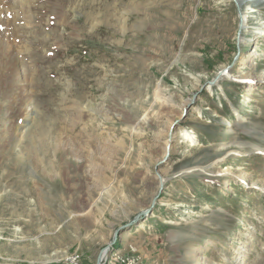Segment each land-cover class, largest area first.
I'll list each match as a JSON object with an SVG mask.
<instances>
[{"label":"rangeland","instance_id":"obj_1","mask_svg":"<svg viewBox=\"0 0 264 264\" xmlns=\"http://www.w3.org/2000/svg\"><path fill=\"white\" fill-rule=\"evenodd\" d=\"M240 1L237 35L231 0H0V264H94L155 169L102 264H264V0ZM174 120L196 141L156 166Z\"/></svg>","mask_w":264,"mask_h":264},{"label":"water","instance_id":"obj_2","mask_svg":"<svg viewBox=\"0 0 264 264\" xmlns=\"http://www.w3.org/2000/svg\"><path fill=\"white\" fill-rule=\"evenodd\" d=\"M234 4H235V7L237 9V14H238V26H237V35H239L241 29L243 28V18H242V9H241V1L240 0H231ZM232 64H229L227 66H224V68L222 69H219L215 75L210 79V80H207L206 82H204L203 84H201V86L199 87V89L197 91H195L191 97L189 98L188 102L184 105V107L182 108L181 110V114H182V117H185V113L187 111V109L189 108V106L194 102V99L195 97L198 95V93L203 89L205 88L207 85L209 86H213L215 84L218 83V81L221 79V77L224 75L226 76L227 73H228V69L231 67ZM177 125V120H174L170 126V131H169V135L171 134V132H173V127ZM168 142H170V140L168 139ZM169 145L167 144L165 146V149H164V154L162 156V158L158 161V163L156 164V166L159 164H162L163 162L165 163L168 156H169V149H168ZM156 168V167H155ZM155 175L157 176V180H158V189L156 191V193L152 196L151 200H150V204L149 206L141 211L140 213H138L134 219L125 224V225H122L120 227H118L112 234V238H111V241L108 243V245L104 248H102L98 254L96 255V259H95V262L94 264H102V261L105 257V253L107 250L110 249V247L112 246V244L116 241L117 239V235H118V232L119 230H121L122 228H125V227H129L130 224L134 223V222H139L140 220L142 219H145L147 216H149L152 211H153V208L157 202V199L163 189V178L161 177V175L156 171L155 169ZM128 229V228H127ZM105 253H104V252Z\"/></svg>","mask_w":264,"mask_h":264},{"label":"bare ground","instance_id":"obj_3","mask_svg":"<svg viewBox=\"0 0 264 264\" xmlns=\"http://www.w3.org/2000/svg\"><path fill=\"white\" fill-rule=\"evenodd\" d=\"M226 76H222L221 79L225 78ZM199 81V80H198ZM197 81V82H198ZM206 90L207 92L211 93L212 92V89L210 87H206ZM185 104V103H184ZM197 107L193 104L190 105V108H189V113H194V112H197ZM172 137L169 138L170 142H168V139H166V144H164L165 146L168 144L171 143V140H178V141H196L195 139V135L191 132V131H188L187 129H183L181 127H176L175 128V131L173 132V134L171 135ZM171 145V144H170ZM104 252V251H103ZM105 253V252H104ZM58 251H54L52 256L54 259H58ZM107 254H108V250L106 251L105 253V257L104 258H107Z\"/></svg>","mask_w":264,"mask_h":264},{"label":"built area","instance_id":"obj_4","mask_svg":"<svg viewBox=\"0 0 264 264\" xmlns=\"http://www.w3.org/2000/svg\"><path fill=\"white\" fill-rule=\"evenodd\" d=\"M138 263H141V262L138 261Z\"/></svg>","mask_w":264,"mask_h":264}]
</instances>
